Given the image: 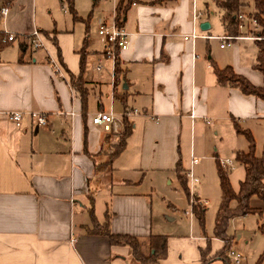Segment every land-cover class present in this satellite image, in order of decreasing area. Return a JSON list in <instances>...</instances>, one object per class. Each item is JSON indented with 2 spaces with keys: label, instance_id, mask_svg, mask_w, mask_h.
I'll use <instances>...</instances> for the list:
<instances>
[{
  "label": "crops",
  "instance_id": "obj_1",
  "mask_svg": "<svg viewBox=\"0 0 264 264\" xmlns=\"http://www.w3.org/2000/svg\"><path fill=\"white\" fill-rule=\"evenodd\" d=\"M66 1L68 7L75 6L73 0ZM89 1L92 19L97 11V24L108 23L117 0H111L106 12L102 8L108 0ZM55 3L17 0L7 16L0 14V32L18 37L0 50V113L47 114L43 127L28 116L16 127L0 115V264H133L129 246H112L107 236L97 233L106 226L111 235L141 243L151 236L166 237V255L158 264H202L203 255L207 264H226L216 257L225 245L221 239L194 234L193 225L188 235L170 230L177 221L172 192L179 189L188 201L192 191L195 200L205 198L209 182H214L208 179V161L213 160L216 142H230L232 157L248 150V143L246 150L240 149L244 144L234 133L233 119L239 125L250 123L252 135L258 124L264 130V102L218 85L213 72V67H232L255 87L263 86V76L253 68L254 40H236L220 48L216 38L225 35L222 25L221 34L210 32L209 23V29L201 30L204 21H192V0H135L123 16L128 44L117 54L120 72L115 78L112 60L98 35V40L92 38L89 26L76 29L72 22L71 29L62 30L48 18ZM63 6L65 13L68 7ZM78 23L83 27L85 22ZM245 25L243 35L254 36L253 27ZM34 30L45 49L23 44L21 38ZM192 32L196 40H183ZM85 39L83 101L69 79L80 74L79 52ZM211 41H218L219 50H229L228 54H214ZM51 59L63 77L53 73ZM99 64L101 70L96 71ZM132 109L139 113L127 120L131 133L123 151L108 170L99 172L97 165L121 133L92 125L91 116L101 111L121 116ZM200 160L207 161L205 171L197 169ZM217 161L214 154L218 177ZM178 165L188 195L177 176ZM227 168L237 192L244 168ZM187 174L197 176V183ZM217 184L220 190L219 179ZM235 244L230 250L241 254V264L244 256Z\"/></svg>",
  "mask_w": 264,
  "mask_h": 264
},
{
  "label": "trees",
  "instance_id": "obj_2",
  "mask_svg": "<svg viewBox=\"0 0 264 264\" xmlns=\"http://www.w3.org/2000/svg\"><path fill=\"white\" fill-rule=\"evenodd\" d=\"M17 0H0L1 7L9 8L14 5ZM135 0H118L115 9L116 22L119 26L122 24L123 16L125 15L128 7L134 3ZM213 4L220 12V22L223 27L225 35L230 37H239L241 32L239 30L238 16H247L249 20L254 21L256 25V31L254 35L259 37L256 40L255 46L257 48L256 60L253 68L263 76V86L255 87L246 78L238 75L234 72L232 67H226L219 69L213 67V72L216 77L217 84L226 87L239 90L245 96H253L264 102V0H213ZM252 6L251 11L246 12L248 6ZM70 12L74 19H77L73 7L70 5ZM5 34L0 32V50L5 46L1 43V40ZM87 39H85L83 48L79 52L80 54V74L78 77H71L70 85L80 93L82 100L86 97V89L84 88L83 75L85 65V53ZM120 72L119 61L116 55L114 64V77ZM233 127L237 134H242L247 139L249 144L248 150L245 152H236L234 155V161L242 166L245 171V178L239 184V190L233 191L228 179V172H226L217 161V175L219 179L220 188V204L215 217L214 222V237L221 239L225 242L224 248L219 252L216 257L222 258L226 264H231L229 258H224L226 252L229 251L230 242L232 239L227 238L226 229L230 220L256 213L255 209L250 206V200L256 197L264 202V147L260 156L255 154V143L251 133L248 130H242L236 121L232 120ZM131 133V125L125 120V127L120 135L117 144L109 145L106 152V158L103 162L97 165L99 172L108 170L111 165V161L119 155L126 143L127 137ZM181 168L178 165L176 168L177 176L180 180L181 187L186 195H188V189L186 187V181L181 176ZM204 207L194 205L192 207V214L195 218L203 223ZM98 234L108 237L112 246L127 245L132 250V258L136 264H158V260L164 258L166 255V237L164 236H151L145 242H140L131 237H118L109 233L108 227L104 230L97 232ZM202 264H207V260H204Z\"/></svg>",
  "mask_w": 264,
  "mask_h": 264
},
{
  "label": "rangeland",
  "instance_id": "obj_3",
  "mask_svg": "<svg viewBox=\"0 0 264 264\" xmlns=\"http://www.w3.org/2000/svg\"><path fill=\"white\" fill-rule=\"evenodd\" d=\"M75 6L73 9L77 13V19H74L73 15L70 12V7H68V1L64 0L63 2H59V0H56V3L54 6L47 11L48 18H51L53 22L56 24L58 29H64L65 27L68 29L72 28V22L75 23L76 29L83 28L84 26H89L88 31L90 29V34L92 35V38H95L98 40L97 37V30H98V24H97V18L100 16V14H97V11L94 14L96 18L92 19V11L90 9V1L89 0H73ZM118 1V0H117ZM198 2V7L196 9L197 12H200L202 14V17L200 21L203 23H209L212 25V28L210 32L213 34H221V24H220V12L213 4V0H196ZM196 2V3H197ZM112 1L108 0L106 5L102 8L103 11L106 12V10L111 9ZM207 4V6H206ZM66 5L67 11L63 13L62 6ZM196 6V4H195ZM64 7V6H63ZM252 6H248L246 8V12L251 11ZM101 10V9H100ZM116 16V14H115ZM246 19L249 21V18L246 16ZM111 19L109 22H111ZM85 22L83 27L81 23L78 22ZM200 32V30H199ZM256 36V35H255ZM258 40V39H256ZM254 40V42L256 41ZM97 44L99 42L97 41ZM250 50L252 43H248ZM212 48H216L213 53L218 55L220 58H224L226 54H228L229 50L226 51H220L219 50V42L218 41H211ZM102 48V47H101ZM117 55V53H116ZM112 62V61H111ZM115 64V60H114ZM69 83H71V77L69 79ZM249 123V122H248ZM233 125V124H232ZM232 125H230V128H228L229 131L233 132ZM242 130H248L249 124H242L239 125ZM258 127V128H257ZM235 131V129H234ZM250 132V130H249ZM236 133V131L234 132ZM251 133V132H250ZM252 135V133H251ZM255 143V154L257 156L261 155V150L264 145V130L263 128L258 126H254L253 128V135H252ZM239 142H241L242 148L241 150L247 149V139L244 135L238 134ZM231 143L228 141H224L223 143H215L214 147H212V153H213V160H214V154L218 155L219 162L225 165V162L230 161L232 167H235L237 163L234 161V157H232L231 154ZM218 149V151H215V149ZM213 160L208 161V164L210 166V171L212 174L208 176V179L211 180L214 179V182H209L210 188L208 189V192L206 193L205 198H201V202H206L204 205V217H203V223L201 224L200 221H198L195 217L191 215L192 209H191V203L188 201L182 191L179 189H176V192H172L173 198H177V204H176V211H174V216L177 221L171 225H169L170 230L177 231L180 235H188V229L190 228V225H193L195 228L194 234H201L206 235L207 237H212L213 231H214V222L215 217L218 211V207L220 204V190L217 188V180L218 177L214 173V163ZM200 164L197 167V169L205 171L207 169V161L200 160ZM230 171V170H229ZM196 179L197 176H195ZM211 183H214V188H211ZM217 184V185H216ZM192 196H194V191L190 192ZM196 196V195H195ZM161 201L166 202L167 198L164 200L161 199ZM200 206V205H199ZM250 206L255 209L256 213H251L249 215L243 216V217H237L229 221L228 227L226 229V236L227 238L232 239L230 244L232 242L236 243L235 247L238 248L240 252H242L244 256V261L241 264H264V202L260 199L253 197L250 200ZM170 215V214H169ZM230 251V248H229ZM228 251V252H229ZM228 252H226L224 258H227ZM228 259V258H227ZM133 264H136L133 261Z\"/></svg>",
  "mask_w": 264,
  "mask_h": 264
},
{
  "label": "built area",
  "instance_id": "obj_4",
  "mask_svg": "<svg viewBox=\"0 0 264 264\" xmlns=\"http://www.w3.org/2000/svg\"><path fill=\"white\" fill-rule=\"evenodd\" d=\"M115 2V0H113ZM193 3V11H192V21L197 22L201 19L202 14L200 12H197L195 9V0H192ZM1 16L5 17L8 14V8L2 7L0 9ZM115 12L113 13L111 22H101L98 25L97 35L100 39V42L103 46V52L105 55L112 60V64L114 67V60L116 58V53L122 52L126 50L127 44H128V34L126 31L117 24L116 22V16ZM239 20H241V23L239 24V30L241 32V36L239 37H230L227 35L217 37L216 39L220 42V48L224 47H230L232 45L233 41L236 40H245V39H260L257 36H250L246 37L243 35V30L245 29V23L248 22L252 27V32L256 31V25L254 21L247 20L246 16H238ZM5 36L1 40V43L3 45H7L10 43H14L17 41L18 37L13 34L6 32L4 33ZM198 38L194 32L191 34L183 36V40H191L194 41ZM23 44L27 47L33 49V50H41L45 49V45L43 43V39L39 32L34 30L30 33V35L22 37ZM50 65L53 70V73L59 77H63L62 69L60 68L59 64L54 61L50 60ZM96 71L101 70L100 64L95 68ZM139 113L137 109H132L130 111H125L121 116H117L113 113V111L108 112H97L91 116V124L95 126H101L102 129L105 132L108 133H114V134H120L123 132L125 127V120H129L132 116H135ZM0 115L5 116V118L13 123L16 127H20L22 120L25 116H28L34 124L37 126L43 127L47 125V114L42 112H23V111H6L1 112ZM193 165L197 163V160H192ZM221 167L226 171L229 172V169L227 166L231 165L230 161L225 162V165L220 163ZM189 177L190 182L197 183V179L192 174H187ZM190 203H191V209L194 205H200L203 206L205 202H201L194 199V196H190ZM228 258L231 261L232 264H240L242 256L238 252H234L230 250L228 252Z\"/></svg>",
  "mask_w": 264,
  "mask_h": 264
},
{
  "label": "water",
  "instance_id": "obj_5",
  "mask_svg": "<svg viewBox=\"0 0 264 264\" xmlns=\"http://www.w3.org/2000/svg\"><path fill=\"white\" fill-rule=\"evenodd\" d=\"M200 29L203 30V31H206L207 29H209V24L208 23H202L200 25Z\"/></svg>",
  "mask_w": 264,
  "mask_h": 264
}]
</instances>
